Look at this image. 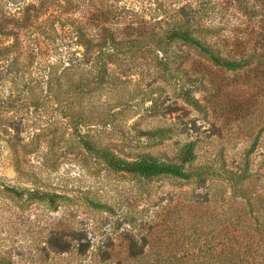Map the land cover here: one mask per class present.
<instances>
[{
    "label": "rangeland",
    "instance_id": "obj_1",
    "mask_svg": "<svg viewBox=\"0 0 264 264\" xmlns=\"http://www.w3.org/2000/svg\"><path fill=\"white\" fill-rule=\"evenodd\" d=\"M65 1L0 0V264H213L240 188L264 193V94L249 66L216 65L169 31L188 19L224 55L237 39L260 49L264 0H104L127 8L112 51L90 0ZM87 142L177 165L192 144L194 158L188 176L147 178ZM246 160L253 175L221 174Z\"/></svg>",
    "mask_w": 264,
    "mask_h": 264
},
{
    "label": "trees",
    "instance_id": "obj_2",
    "mask_svg": "<svg viewBox=\"0 0 264 264\" xmlns=\"http://www.w3.org/2000/svg\"><path fill=\"white\" fill-rule=\"evenodd\" d=\"M75 1L76 0H66L65 3L67 5H72ZM61 8L56 9L58 14L68 12L64 6H61ZM82 8L85 13L93 16L97 21L100 19L98 24L101 25V29L104 32V41L102 44L112 51L110 42L113 43V41L111 40L109 42V37L112 38L113 33L111 32L116 23L113 20L126 17L125 15L127 12L125 10L127 8L120 7L118 3H109L104 0H90L82 4ZM25 13V21H30L34 13H40V8L36 6H33V8L27 7ZM132 15L138 16L137 13H131L130 16ZM141 23V20L135 21V19L131 17L129 23L126 24L125 27L135 29V26L142 27ZM74 28L76 33H82V29L79 26L75 25ZM169 32L170 38L181 39L185 43L194 45L209 54V57L216 65L231 70L249 66L250 71L255 73L257 79H260L258 87L264 94V34L258 41L261 45L260 49H257L256 45L254 47L248 45L250 43V38H248L247 41H245V39H237L234 42L235 48H229L224 55L213 48V45L205 46L203 41L193 35L188 19L187 21H181V24L174 25ZM226 46H229L228 42L224 43V47ZM155 132L156 131H154V133ZM86 146L89 150L97 153L103 158L110 169L138 174L147 178L163 174L188 176L189 173L184 168V163L190 162L194 158L192 144L185 147L182 154L183 164L181 165L161 162L153 155H143L140 159L126 161L118 158L109 150L97 148L89 142L86 143ZM222 170L224 173L221 174H225L224 177L234 183H238L243 180V178L253 175L249 172L250 165L247 160L237 167H228ZM239 191L243 192L245 205L243 206L239 203L236 207H231L232 220L230 221V225L233 226V230L230 233H218V236L221 237L220 240L226 239L225 241L227 243L223 244L224 246L219 251L215 262L214 258L212 259L213 264H264V193L253 195L252 190H249L247 187L240 188ZM239 224L240 227H236L239 226ZM181 263L191 264L187 261ZM195 264H208V261L201 260Z\"/></svg>",
    "mask_w": 264,
    "mask_h": 264
}]
</instances>
